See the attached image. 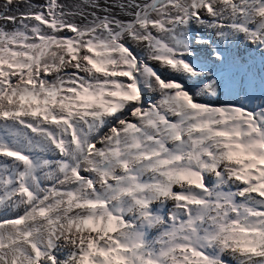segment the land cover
<instances>
[{"label": "snow or ice", "instance_id": "6c2138e0", "mask_svg": "<svg viewBox=\"0 0 264 264\" xmlns=\"http://www.w3.org/2000/svg\"><path fill=\"white\" fill-rule=\"evenodd\" d=\"M0 264H264V0H0Z\"/></svg>", "mask_w": 264, "mask_h": 264}, {"label": "bare ground", "instance_id": "6f19581e", "mask_svg": "<svg viewBox=\"0 0 264 264\" xmlns=\"http://www.w3.org/2000/svg\"><path fill=\"white\" fill-rule=\"evenodd\" d=\"M36 2H42V0H35Z\"/></svg>", "mask_w": 264, "mask_h": 264}, {"label": "rangeland", "instance_id": "374dc122", "mask_svg": "<svg viewBox=\"0 0 264 264\" xmlns=\"http://www.w3.org/2000/svg\"><path fill=\"white\" fill-rule=\"evenodd\" d=\"M64 2H66V3H67V2H69V0H64Z\"/></svg>", "mask_w": 264, "mask_h": 264}, {"label": "flooded vegetation", "instance_id": "af4514ba", "mask_svg": "<svg viewBox=\"0 0 264 264\" xmlns=\"http://www.w3.org/2000/svg\"><path fill=\"white\" fill-rule=\"evenodd\" d=\"M34 2H36V1L34 0Z\"/></svg>", "mask_w": 264, "mask_h": 264}]
</instances>
